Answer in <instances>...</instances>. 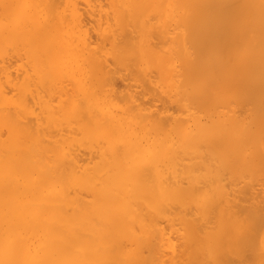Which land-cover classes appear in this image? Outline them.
Segmentation results:
<instances>
[{
  "label": "bare ground",
  "instance_id": "bare-ground-1",
  "mask_svg": "<svg viewBox=\"0 0 264 264\" xmlns=\"http://www.w3.org/2000/svg\"><path fill=\"white\" fill-rule=\"evenodd\" d=\"M0 264H264V0H0Z\"/></svg>",
  "mask_w": 264,
  "mask_h": 264
}]
</instances>
